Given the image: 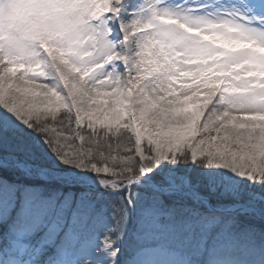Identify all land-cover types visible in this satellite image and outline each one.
Masks as SVG:
<instances>
[{
    "label": "snow or ice",
    "instance_id": "1",
    "mask_svg": "<svg viewBox=\"0 0 264 264\" xmlns=\"http://www.w3.org/2000/svg\"><path fill=\"white\" fill-rule=\"evenodd\" d=\"M17 118L97 174L65 178L84 191L22 179L43 166ZM205 161L251 185L166 204L181 178L161 165ZM96 181L118 193L110 264L137 201L135 264H264V0H0V264H109Z\"/></svg>",
    "mask_w": 264,
    "mask_h": 264
},
{
    "label": "rangeland",
    "instance_id": "2",
    "mask_svg": "<svg viewBox=\"0 0 264 264\" xmlns=\"http://www.w3.org/2000/svg\"><path fill=\"white\" fill-rule=\"evenodd\" d=\"M17 123L21 125L22 130L18 135L20 137H18V139H21L27 143L29 149L33 151L34 155L43 166L40 170H48L52 172L54 175H56L55 178L57 183H64L65 192H80L85 190L82 184L74 183L70 179L67 180V182H64L65 178H70L76 175H86L93 178L96 177L97 174L95 172L81 173L79 172V169L72 168L70 165L64 164L61 160L55 157V154L51 151V149L48 148V145L44 142L38 131L26 128V126L23 125L18 118ZM185 164L186 163L168 164L165 162L164 165H161V167L167 166L168 168H172L177 172L181 178V183L178 185V188H180L179 191H190L201 198L195 199L194 197H188L182 192H177L172 196L166 197V204L171 205L173 202H175V207L177 209L188 208L199 210L200 212H206L210 206L215 208V203H228L230 201L229 194L234 184H240L244 188H249L251 185V181H245L243 178L238 177L235 173L225 167L206 166L207 161H205L204 164L190 163V165H196V169L188 172L189 174H183L182 172ZM158 172L159 170H157V173ZM22 179H25L30 183L40 185L49 183L48 179H45L37 174H34L31 177H23ZM194 181L197 185H192ZM94 191L99 194L97 196L96 208L100 215V220L96 227L95 236L92 240V243L98 244V251L103 252L104 255L112 259L110 255L111 250L105 248L103 242L106 236L115 237L116 235L115 233L109 232V229H111L115 224V220L113 218V212L115 209L112 207L110 201H118V193L109 189H105L103 186L99 185L98 181H96V188ZM119 191L123 192V190ZM142 191V188L137 187V192ZM124 195H127V193L124 192ZM141 206L142 201H137L134 205L130 206L132 210L129 212V217L125 228L126 235L119 243L121 254L117 258L118 264H132L138 258V256L142 254L137 251L136 242V234L140 227ZM8 239L10 240L11 237ZM83 248L89 251L87 241L84 242ZM5 251H9L7 246H5ZM65 252L66 250H60V255L65 254ZM21 253L23 254L20 255H24L26 258H30V260L40 258V249H28L26 251L22 250ZM67 254L71 255V252H67ZM45 256V264H53L54 258H52L50 254H45ZM89 264H91L90 261Z\"/></svg>",
    "mask_w": 264,
    "mask_h": 264
},
{
    "label": "bare ground",
    "instance_id": "3",
    "mask_svg": "<svg viewBox=\"0 0 264 264\" xmlns=\"http://www.w3.org/2000/svg\"><path fill=\"white\" fill-rule=\"evenodd\" d=\"M189 2H191V0H189ZM202 122V121H201ZM37 175H40V176H42L43 178H45V179H48L49 180V178H51V177H56V175H54L52 172H50V171H48V170H46V171H44V170H39V172H37L36 173ZM179 190H180V188H179ZM183 190V189H182ZM181 192H184L185 194H187V195H190V196H192V197H194L195 199H201L199 196H197V195H193L192 194V192H190V191H180V193ZM88 250L89 251H91V248L89 247L88 248ZM142 255H144V253H142L141 255H139L138 256V258L137 259H139ZM105 256V258L109 261V264H110V262H111V258H109V257H107L106 255H104ZM136 259V260H137ZM135 260V261H136ZM135 261L132 263V264H135ZM91 262V261H90Z\"/></svg>",
    "mask_w": 264,
    "mask_h": 264
},
{
    "label": "trees",
    "instance_id": "4",
    "mask_svg": "<svg viewBox=\"0 0 264 264\" xmlns=\"http://www.w3.org/2000/svg\"><path fill=\"white\" fill-rule=\"evenodd\" d=\"M19 137V136H18ZM20 138V137H19ZM196 165H190V163H186L184 168H183V174H187L188 172H191L193 171V169L195 170L196 169ZM189 174V173H188ZM192 185H197L196 182L194 181L192 183ZM203 193V192H202ZM204 194V193H203ZM219 204V203H218ZM217 203H215V205L217 206L218 205Z\"/></svg>",
    "mask_w": 264,
    "mask_h": 264
}]
</instances>
